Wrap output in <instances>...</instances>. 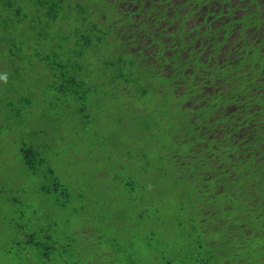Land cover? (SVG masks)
Here are the masks:
<instances>
[{"label": "trees", "instance_id": "obj_1", "mask_svg": "<svg viewBox=\"0 0 264 264\" xmlns=\"http://www.w3.org/2000/svg\"><path fill=\"white\" fill-rule=\"evenodd\" d=\"M241 4L0 0V264H264Z\"/></svg>", "mask_w": 264, "mask_h": 264}, {"label": "flooded vegetation", "instance_id": "obj_2", "mask_svg": "<svg viewBox=\"0 0 264 264\" xmlns=\"http://www.w3.org/2000/svg\"><path fill=\"white\" fill-rule=\"evenodd\" d=\"M244 14H247V17L249 15L252 19H261L260 25H251V20L249 19L246 29L255 37L259 36L257 41H259L261 38H264V0H260V2L258 0H254L252 2H250V0H242L240 9L237 10L236 14L232 18H241L240 16ZM259 44L260 43H254L252 46H259ZM260 50V53L264 56V46L261 47Z\"/></svg>", "mask_w": 264, "mask_h": 264}, {"label": "rangeland", "instance_id": "obj_3", "mask_svg": "<svg viewBox=\"0 0 264 264\" xmlns=\"http://www.w3.org/2000/svg\"><path fill=\"white\" fill-rule=\"evenodd\" d=\"M173 0H165V3H170V2H172ZM65 136L67 137V138H72L73 136H75L73 133H67V134H65ZM89 156V153H88V150H86V153H85V155H84V157L83 158H86V157H88ZM92 173H93V171L92 170H90V169H88V170H86V172L83 174V173H80V174H78V175H75V177L73 178V179H71V181H73V180H75V178H78L80 181H82V180H84V179H89L90 177H91V175H92ZM93 184V182H91L90 183V185H92ZM89 187H87V189H88ZM86 189V190H87ZM90 195H92L93 194V192H91V193H89ZM102 194H104V188H102V189H100V191H99V196L101 197V195Z\"/></svg>", "mask_w": 264, "mask_h": 264}]
</instances>
